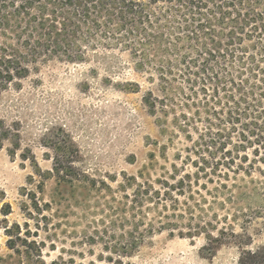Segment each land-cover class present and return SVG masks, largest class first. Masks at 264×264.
<instances>
[{"label":"trees","instance_id":"obj_1","mask_svg":"<svg viewBox=\"0 0 264 264\" xmlns=\"http://www.w3.org/2000/svg\"><path fill=\"white\" fill-rule=\"evenodd\" d=\"M99 47L129 52L135 71L157 83L158 94L148 90L142 97L149 114L173 115L190 143L182 167L173 165L172 182L130 177L135 189L128 194L120 184V198L105 182L99 185L110 194L108 224L92 241L106 238L108 264H124L155 230L173 234L180 227L170 218L200 177L229 178L246 165H264V0H0V94L18 87L40 63H82ZM8 135L0 131V142ZM52 148L53 167L45 176L60 190L96 187L78 167L80 151L69 137ZM187 167L194 173L179 175ZM5 208L7 216L11 209ZM192 218L179 236L205 235L203 251L210 255L229 242L239 249L235 264H264V245L251 247L245 233L225 229L214 236L193 227ZM12 228L15 233L5 230L8 248L41 262L36 241L22 239L18 225Z\"/></svg>","mask_w":264,"mask_h":264},{"label":"rangeland","instance_id":"obj_2","mask_svg":"<svg viewBox=\"0 0 264 264\" xmlns=\"http://www.w3.org/2000/svg\"><path fill=\"white\" fill-rule=\"evenodd\" d=\"M147 77L135 71L128 51L99 47L82 63H40L18 87L0 94V131H9L0 142V264L109 263L112 255L104 249L108 240L92 241L95 230L108 224L110 194L99 186L101 182L118 198L122 183L126 193H133L130 177L138 182H172L173 165L182 167L190 145L177 132L173 115L149 114L143 94L158 93L157 83ZM132 84H138L140 92H133ZM67 137L78 147V167L96 181L95 188L77 185L60 190L54 178L45 176L52 171L53 145ZM263 171L264 165L256 164L230 172L229 178L200 177L192 197L180 198V208L170 218L180 227L173 234L155 230L123 263L235 264L239 249L229 242L210 255L203 251L205 235L179 236L189 231L191 216L193 227L199 224L202 231L214 236L223 229L245 233L251 247L263 246ZM183 173L194 169L187 167L179 175ZM6 205L11 210L4 216ZM148 214L151 219L154 212ZM14 225L22 239L36 241L41 262L8 248L5 230Z\"/></svg>","mask_w":264,"mask_h":264}]
</instances>
